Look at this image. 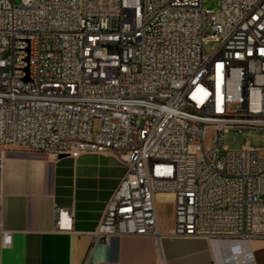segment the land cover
<instances>
[{
	"label": "built area",
	"instance_id": "built-area-1",
	"mask_svg": "<svg viewBox=\"0 0 264 264\" xmlns=\"http://www.w3.org/2000/svg\"><path fill=\"white\" fill-rule=\"evenodd\" d=\"M202 3L0 0V147L127 165L93 241L264 239V149L222 145L229 129L264 130V0ZM158 193L174 199L167 233Z\"/></svg>",
	"mask_w": 264,
	"mask_h": 264
},
{
	"label": "crops",
	"instance_id": "crops-1",
	"mask_svg": "<svg viewBox=\"0 0 264 264\" xmlns=\"http://www.w3.org/2000/svg\"><path fill=\"white\" fill-rule=\"evenodd\" d=\"M127 165L113 152L76 158L16 146L0 147V225L11 236L0 264H264V239L232 241L161 236L112 235L93 241L92 232ZM161 233L174 224L173 196L168 219L157 206ZM71 213L55 228L53 210Z\"/></svg>",
	"mask_w": 264,
	"mask_h": 264
},
{
	"label": "rangeland",
	"instance_id": "rangeland-1",
	"mask_svg": "<svg viewBox=\"0 0 264 264\" xmlns=\"http://www.w3.org/2000/svg\"><path fill=\"white\" fill-rule=\"evenodd\" d=\"M18 4L20 0H12ZM220 0H203V7L211 9L215 12L219 10ZM206 51H211L210 46H205ZM97 124V120L94 121ZM222 145L227 150H239L244 146H249L254 149H264V130H236L229 129L223 134ZM172 194L163 193L160 198V204L157 206V213L161 219H168L170 199Z\"/></svg>",
	"mask_w": 264,
	"mask_h": 264
},
{
	"label": "water",
	"instance_id": "water-1",
	"mask_svg": "<svg viewBox=\"0 0 264 264\" xmlns=\"http://www.w3.org/2000/svg\"><path fill=\"white\" fill-rule=\"evenodd\" d=\"M63 155H59L58 157H62Z\"/></svg>",
	"mask_w": 264,
	"mask_h": 264
},
{
	"label": "bare ground",
	"instance_id": "bare-ground-1",
	"mask_svg": "<svg viewBox=\"0 0 264 264\" xmlns=\"http://www.w3.org/2000/svg\"><path fill=\"white\" fill-rule=\"evenodd\" d=\"M68 221V220H67Z\"/></svg>",
	"mask_w": 264,
	"mask_h": 264
}]
</instances>
